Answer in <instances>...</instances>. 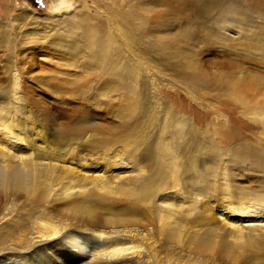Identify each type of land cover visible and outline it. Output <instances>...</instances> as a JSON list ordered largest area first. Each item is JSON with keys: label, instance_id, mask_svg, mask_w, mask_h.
Segmentation results:
<instances>
[{"label": "rangeland", "instance_id": "rangeland-1", "mask_svg": "<svg viewBox=\"0 0 264 264\" xmlns=\"http://www.w3.org/2000/svg\"><path fill=\"white\" fill-rule=\"evenodd\" d=\"M7 1L8 10L0 12V109L5 110L0 114H5L3 118L8 121L15 119L18 127L11 132L25 141L24 155H32L37 162H63L66 159L65 165L71 169L74 167V172L82 169V165H97L95 172L91 170L87 175L88 179L101 175L100 179L110 182L112 192L99 190L100 187L94 185L96 181L88 180L83 186L82 182L79 184L85 187L89 197L79 205H68L65 200L63 204L64 187L68 188L74 179V184L78 181L76 175L64 173L60 177L63 180L50 183L53 191L48 195L52 199L40 203L37 198L18 196L16 208L7 216L9 206L5 205L8 202L1 194L0 219H7L0 221V264H3L2 255L13 250V261L27 258L23 264H29V261L54 264L52 260L58 255L66 258L70 254V251L56 248L47 253L49 257L45 252H31L29 249L31 244L26 241L36 231L37 220L45 208L47 211L53 209L52 217L57 215L66 227H73L76 231H87L89 225L100 224L111 232L137 231V234L141 231L155 243L158 264H264V238L256 248L246 250L241 249L226 231L241 224L238 216L241 212L237 210L241 203L256 205L257 210L251 215L260 213L257 216L260 221L257 219L254 225L264 227V122L246 116L244 107L242 110L238 102L241 97L234 98L229 89L233 85L229 81L241 78L239 82L244 83L243 79L251 77L248 84L252 79L255 82L242 91V96L250 106H255L257 112L264 111V64L246 52L258 48L261 53L259 46L264 45V0H65L69 7L63 13L55 11V0ZM140 6L152 8L145 12L144 22ZM28 10L33 13L31 19L36 24L49 21L48 25H52L49 17L56 16L61 27L66 28L69 23L78 21L85 26V31L91 29L104 39L111 35L115 45L107 62V79L99 78L101 66L92 55L99 56L91 53L88 35L75 40L83 46H75L69 57L51 48H45L51 49L47 52L36 49L35 53L28 55L31 60H26V64L25 60L20 61L22 56L19 55L20 63L16 67L15 57L9 58L6 31L13 32L15 40H22L33 28L37 29V25L27 24L18 31L14 28L16 20L29 16L25 14ZM65 13H70L75 20ZM262 49L264 53V47ZM131 64H140L141 67L136 90L137 106L125 114L128 101L120 92H109L112 88L110 79L117 77L115 67L123 69ZM87 69L91 70V75ZM15 71L19 73V79L13 80L12 85L8 72ZM43 73L48 80H55L52 76L57 74L62 77L61 80L58 78V82L62 81L59 90L55 82L42 85L36 81ZM16 83L19 84L16 91L21 92V97L26 100L25 107L21 103L16 106L26 111H19L15 106L8 110L6 105L15 96ZM127 87L128 84L126 88L124 84L126 94ZM102 90L104 92H100ZM93 91L109 97L98 98ZM170 115L187 119L199 138L193 145L187 132L185 139L176 141L177 146L182 145L178 152L171 158L168 155L159 157L158 145L162 136L166 139L167 127L173 134L172 126L167 125ZM260 115L264 116L261 112ZM39 122L46 125L44 129H40ZM44 131L46 142L42 143L44 140L37 135L45 134ZM203 137L211 140L216 150L223 152V159L207 161L202 158ZM6 140L0 134V165L5 166L9 160L4 154L9 146ZM234 145L258 153L252 160L257 159L259 163H231L228 150ZM167 148L171 150L172 147ZM14 155L13 152V165L19 160ZM159 160L163 161L160 167ZM111 170H114L113 174ZM231 182L233 189L229 187ZM146 185L153 190L157 187L154 196L142 200V204L131 200L128 191L139 195ZM45 189L44 184L40 186L41 192ZM226 189L229 193L233 191L235 197L227 195ZM100 197L111 200L98 202ZM248 200L250 202H246ZM168 206L180 207L183 212L193 211L192 218L198 214L200 217L196 218V223L182 224L180 221L183 229L173 230L178 225H167ZM230 212L237 216L229 215ZM120 216L122 219H117ZM130 216L133 220L129 219ZM173 217L171 222L180 220L178 215ZM167 229L175 232L164 236L163 231ZM197 242L204 243L198 246ZM218 245L222 249L214 250ZM6 261L7 264H18Z\"/></svg>", "mask_w": 264, "mask_h": 264}, {"label": "bare ground", "instance_id": "bare-ground-1", "mask_svg": "<svg viewBox=\"0 0 264 264\" xmlns=\"http://www.w3.org/2000/svg\"><path fill=\"white\" fill-rule=\"evenodd\" d=\"M5 1H7V0H0V12L1 11L6 12L9 8V5H8L9 2L7 1L5 3ZM4 4H6V5H4ZM68 7L69 6L66 4L65 0L64 1L63 0L62 1L61 0H55V11L57 13L66 12L67 11L66 8H68ZM151 9H152L151 7L147 8L146 6H140L139 7V11L142 13L143 22H144L145 12H147V11L149 12V10H151ZM147 13H146V17L148 18ZM25 14L29 15V16L28 17H22L21 16L23 18V20H20L18 18L19 20L18 21L16 20V22H14V28H16V30L18 31V29L23 28L27 24V25H30L33 27H35L37 25L38 26L37 29L31 27V28H33L31 30V32L29 31L24 36L22 35L23 36L22 40H20V39L15 40V38L13 36V32H9L8 29L6 31L7 32L6 38L8 39L6 42V44H7L6 47H7L8 52H10L9 58L12 59L13 56L15 57L16 67L20 63V61L25 60V64H26L27 63L26 60H28V59L31 60V58H28V55L35 53L36 49H37V51L39 49V51H42V52H45V51L47 52L48 50L53 49L54 51L56 50V51L61 52L60 53L61 55L65 54L69 57V56H71L72 50H73V48H75V46L76 47H82L83 46L79 41L75 42V40L80 36L88 35V37H90V45H88V46L91 50V53L92 54L94 52L98 53V56H99V57H96V56L93 57V55H92L93 59H98L96 61V62H98V66H101V69L99 70V74L101 75V77H99V78L104 79V80L107 79V67H108L107 62L110 61V51L112 50V46L115 45V40L112 41L111 35L108 34L107 38L104 39L99 33L92 31L91 29L85 31V26L82 24V22L79 23L78 21L69 23L66 28H64V26L62 25L64 22H62L61 23L62 27H61L57 24L58 20L56 19L57 18L56 16L55 17L52 16L53 18L49 17L52 19V20L51 19L50 20L53 21L52 25H48L49 21L45 22V23H44V21L43 22L39 21L38 24H36L31 19V16L33 15L32 12H30L28 10L25 12ZM65 14L70 16L69 15L70 13H65ZM73 17L70 16V18H73ZM73 19L75 20V18H73ZM65 24L67 25V23H65ZM43 26H45V27H43ZM44 28H45V30H44ZM117 29L120 31H123L121 28H117ZM27 30H29V29H27ZM16 37H17V35H16ZM256 44L259 45L258 43H256ZM42 46H43V48H42ZM259 47H260L259 49L261 50V53L258 52V48H255L254 51H251V52L246 51L245 49L244 50L249 53L248 55L255 56V58H257L259 61H261L264 64V53H263V49H262L264 47V45H262V46L260 45ZM45 48H51V49H45ZM29 50L30 51L33 50V51L30 52ZM18 53H20V54H18ZM19 55H21L22 57H20ZM82 56H83V52H82ZM244 56H246V55H244ZM19 57H20V61H19ZM12 62H13V60H12ZM139 65L138 64H131L130 66L128 65V67L125 66L123 69L120 67H115V69L118 70L116 72L117 77L110 79V83L112 84V88L109 92H111V94L120 92V93H122L123 99L128 101L127 106H126L127 108L125 109V114L131 113V111L134 109V107L137 106V100H136V92L137 91L136 90H137V81L139 79V74H140L139 68L141 69V67H139ZM20 66H22V65H20ZM26 67H30V66H26ZM27 71H28V75H29L30 74L29 68L27 69ZM86 72L89 73V75H91L90 69H87ZM14 73H15V75H13ZM14 73L8 72L9 77H10L11 82H12V85H13V80L19 79V76H18L19 73H16V71ZM52 78H55V80L54 79L48 80L45 77V73H43L42 75H39L38 78H36V81L38 83H41L42 85L55 82L54 85H57L56 87L59 90V87L62 86V81L58 82V78L61 80L62 77L60 78V76H58V74H57L54 77L52 76ZM240 79L229 81V82H232V84H233L229 87V89L231 90V95L236 99L241 97V99L238 100V102L241 104L242 110L244 107L243 111L245 112L246 116H248V117L250 116L249 118H252L251 116H253L252 119L260 120V121L264 122V116L260 115V112L263 113V115H264V111H262V109H260L257 112L255 106H250L249 102L244 100L245 97L242 96V91L244 89L250 87L251 84L253 85L255 81L252 79V82L250 84H248V82L251 81V77H246V79H243L244 83H240L239 82ZM30 80H31V78H30ZM124 84H125V88L128 84V87L126 89L127 94L124 92ZM74 85H76V84H74ZM14 87H15L14 88L15 89V96L12 98L13 100L11 102L6 103V105L8 106V110L11 109L10 106L17 107L16 105L20 104V103L22 104V106L25 107L24 103H26V100L24 101V98L21 97V95H20L21 92L16 91L17 88H19V84L16 83L14 85ZM85 87L87 88L88 86L85 85ZM87 91H88V93L90 92V94H92L91 90H89V87L87 88ZM93 92L95 93L94 96H96L98 98H108L109 97L108 95H104V94H101L99 92H95V91H93ZM100 92H104V90H102ZM26 105H27V108H29L28 107L29 105L28 104H26ZM263 107L264 106H262V108ZM4 108H6V107H4ZM23 109L25 110V108H18L19 111H23ZM0 110H2V108ZM0 112L3 113V112H5V110H2ZM29 112H30V110H29ZM22 114L24 115L25 113L22 112ZM0 115H1L0 116V132H2L0 134L3 135L7 139L6 143L9 145L6 148V152H4V154H6V156L9 157V160H7L5 162V164L7 166L0 165V195L2 194L3 198L6 200V202H8L5 206H9L8 208H6V210H8L6 212V216L9 212H11V210H13V208H16V206H15L17 203L16 201L18 200V198L20 196H23L26 199L27 198L30 199L31 197H33L35 199L37 198L40 203L46 199L47 200L52 199V198H50V194L48 195V193L53 191V190H51L50 183H53L55 180L59 181L62 178L61 175L64 173L65 174L67 173V175L68 174L76 175V178H77L76 180H78V181H76L77 184H74L73 183L75 181V179H74L73 181H71L72 185H70L71 184L70 183L69 186L67 185L68 188L64 187L63 192H62L63 198L61 199L62 200L61 202H63V200H65L68 205H71V203L79 205V203H81L87 197L90 196L88 193L87 194L85 193V191H84L85 187H81V186L85 185V183L88 180H91V179H88L87 175H89V173L92 172L91 170H94V172H95V169H97L96 168L97 165H95L96 167H94L93 165H82L80 163V161L78 160L79 161L78 163L80 165H82V167L79 166V164H78V166H79V168L81 167L82 169H79L78 171L74 172V170H76V169H74V167H72L73 169H71L70 167H67L68 165H65L66 159L63 161L64 163L61 160H59V161L58 160H53V161H47L46 160V162H37L36 159H34L32 157V155H29V156L24 155L25 150L27 149L26 148L25 150H22L26 146V145L24 146L25 141L23 140V138L20 139V138H18V136L17 137L14 136L13 133L11 132V130L18 127L15 124V119L11 118L12 121H8L6 118H3L5 116V114H3V115L0 114ZM168 120H169V122L166 120L168 123L167 125L172 126L171 128L173 130V134L168 130V127H167L166 133H165L166 139H164L165 137L162 136V140H161L162 142H161V144L158 145V146H160L158 149H159V157L161 155L163 157H166L168 155V157L171 158L175 152H178V150H179L178 147L182 146V145L177 146L176 141H178L179 139H183V138L185 139V136L188 133H190L188 135H189L190 139L192 140L193 145H195V139H198L199 137H196L197 133L193 129V127L192 128L190 127V124L187 121V119H185V118L176 119L170 115ZM41 122H39L40 129L43 128L44 126H46V125H44V123H41ZM44 122H46V121H44ZM166 126H165V128H166ZM165 128L163 127V129H165ZM36 131H37V129H36ZM38 131H40V130H38ZM46 132H48L47 129H46ZM43 133H45V131ZM45 137H46V133L43 135H40V134L37 135V138L44 140V141H42V143L46 142ZM168 137H170V140ZM201 143L203 144L202 145L203 146L202 158L205 157L204 159L207 161H210V160L215 161V160L223 159V156H224L223 152L222 151L219 152L218 150H216L214 148L213 142L211 140H208V138L203 137V141ZM169 145H170V147H172L171 150H169L167 148ZM75 146H76V144H75ZM80 146H82V145H80ZM80 146H78V147H80ZM185 146H188V145L185 144ZM40 148H42V147L40 146ZM71 148L73 149V147H71ZM40 150H42V149H40ZM163 150H165V151H163ZM73 151H74V149H73ZM13 152L15 154L14 157L19 158V160L18 159L15 160L17 162H14V164L17 166L13 165ZM22 152H23V154H22ZM225 153H227V152H225ZM228 154H229L228 160L231 163H237V162L238 163L254 162V164L259 163V160H257V159L252 160V158L257 156L258 153L253 152V151L249 150L248 148H245L244 150H242L241 148H239V146L236 147L234 145V146H232L231 149L228 150ZM190 155H191V153L189 154V156ZM192 155H194V154L192 153ZM55 159H59V157L58 158L56 157ZM96 162H98V161H96ZM161 164H163V161L160 162V160H159V167L161 166ZM164 165H167V163H165ZM113 172H114V170H111V174H113ZM163 173H164V171L162 172L161 180L163 179V176H164ZM93 174H95V173H93ZM56 177H58V178H56ZM71 178H73V177H71ZM100 178H101V175L95 176V178L93 177L92 178L93 180H91V181H96V184L94 182H92V184L94 183L95 186L100 187L99 190H101V189L106 190V191L108 190V192H110L112 190L109 187L110 182L108 183L106 180L100 179ZM61 180H63V179H61ZM67 180L65 178V181H67ZM68 182H70V181H68ZM81 182H82V185L80 186ZM161 182L162 181H160V183ZM88 183H87V185H88ZM43 184L46 186V189L41 192L40 186ZM87 185H86V187H87ZM70 186H72V187H70ZM98 187H97V189H98ZM229 187H231L233 189V183L232 182L229 184ZM59 189L61 190L60 187H59ZM155 190H157V187ZM155 190H153L150 186L146 185L145 190L142 191L139 195H137L133 191L132 192L128 191L127 194L131 197V200L139 201L138 203L142 204V202H141L142 200H144V199L146 200L147 198H152L154 196ZM226 192H228L226 194L229 195L230 197H235L233 194V191H231L229 193V189H226ZM90 193H91V191H90ZM7 196H10V197H7ZM100 198H99L98 202H103V201H105V199H109L107 197H104V198L102 197L101 199ZM237 199L241 200V198H237ZM110 200L111 199H109V201ZM66 202H63V204ZM106 202H107V200H106ZM147 202H148V200H147ZM246 202H250V201L248 200ZM151 203H152V201H151ZM240 205L241 206H239V207L237 206V208H238L237 210L239 212H241L238 215L241 218V221H240L241 224L239 226H233L230 228V230L227 229L226 231H228V233L232 235L233 239H235L234 242H237L241 249L251 250L252 248H256L260 244L259 241L261 238H264V227H262L263 225H261V226L260 225L259 226L254 225L255 221L258 219L257 216H260L259 215L260 213L256 214L255 216L251 215L253 210L254 211L257 210L254 207L256 205L248 204V203H245V204L241 203ZM51 207L55 208V206L54 207L51 206ZM179 209H180V207H179ZM179 209L175 208L174 206H172L171 208H170V206H168L166 208V211L169 212V214H170V215H167V217H166V222H169L167 225H169V226L172 224L178 225V228L175 227L173 230H176V229L179 230V228L184 227L182 224L194 223L196 221V218L200 217V214H198V215H195L196 218H192V215H193L192 212L193 211L189 210L187 212H183V211H180ZM86 210H85L84 214H86ZM87 212H88V210H87ZM90 212H88V213H90ZM41 213H42L41 216H39V218L37 220L36 231H34L33 234L30 236V238H29L30 240L26 241V242L31 244V245H29L30 246L29 249L31 250V252H45L44 254H46L48 256H49V254H47V253L52 252L56 248H58V249L62 248L66 251H70V254L69 255L67 254L66 258H63L62 257L63 255H58L56 258H54L52 260L54 262V264H158V261L156 262V255H155L156 246H155V243L151 242V240H152L151 237H147L149 235L145 236L144 234H141V231H138L139 233H137V234H136L137 231H135V233L133 231H123V230L119 231V233L114 232V231L111 232L110 230H107L106 228H104L105 225H103V224L95 225V226L89 225L87 227V231H84V230L83 231H81V230L76 231V230L72 229L73 227L72 228L66 227V225L63 224L64 221L61 220L60 217H58L57 215L52 217L53 209L47 211V208H45V211H41ZM228 214L229 215H232V214L235 215V213H231V212ZM127 215L128 214H126V216ZM174 215L180 216V220H178L177 222H175V221L171 222L172 221L171 219L174 218L173 217ZM221 216H223V212L221 213ZM235 216H237V215H235ZM4 218L5 217L1 218L0 221H2ZM120 218H121V216L118 217L117 219L120 220ZM5 219H7V218H5ZM129 219L133 220L132 217ZM126 221H123V224H127ZM180 221L182 222V224L180 223ZM257 221H260V220L258 219ZM246 222H250V223H246ZM133 223L135 224V222H133ZM244 223L249 224V225H246ZM137 227H138V224H137ZM223 227H224V225H223ZM173 230L172 229L164 230L163 231L164 236H171V233L175 232ZM257 232L259 234H256ZM141 236H142V238H141ZM173 236H175V234H173ZM191 239L193 240L192 237H191ZM202 243H204V242H197V245L199 246ZM26 245H28V244H26ZM210 247L211 246H209V245L207 246V248H210ZM219 248L221 250L222 246H220V245L214 246V250L215 249L217 250ZM30 250H28V251H30ZM13 251L15 253V250H13ZM13 251L7 252L4 255H2V261H3L2 263L3 264H7L6 260H12L13 261ZM17 251H19V250H17ZM156 253H157V251H156ZM21 256H19V257H21ZM151 258H153L152 259L153 262L150 260ZM25 260H14L13 262L18 263V264H20V263L23 264ZM29 264H34V263L32 261H29Z\"/></svg>", "mask_w": 264, "mask_h": 264}]
</instances>
